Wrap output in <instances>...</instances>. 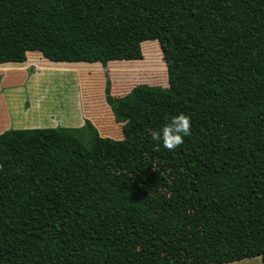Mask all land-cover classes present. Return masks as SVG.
<instances>
[{
    "label": "trees",
    "instance_id": "1",
    "mask_svg": "<svg viewBox=\"0 0 264 264\" xmlns=\"http://www.w3.org/2000/svg\"><path fill=\"white\" fill-rule=\"evenodd\" d=\"M143 59L169 85L114 84L122 139L0 134V264H264V0H0V65Z\"/></svg>",
    "mask_w": 264,
    "mask_h": 264
},
{
    "label": "rangeland",
    "instance_id": "2",
    "mask_svg": "<svg viewBox=\"0 0 264 264\" xmlns=\"http://www.w3.org/2000/svg\"><path fill=\"white\" fill-rule=\"evenodd\" d=\"M148 47L156 51L159 50L156 42L149 43ZM108 65L109 63L107 66L102 64L68 66L50 64L42 68L35 64H29L22 69L28 68V73L32 74L29 84L30 97L44 95L47 99L45 102L47 106L53 111H58L64 116L61 117L64 120L69 119L67 115L78 108L77 105L85 106L88 112L91 111L96 115L104 116L109 113L104 104L107 95L120 97L131 90L118 93L113 88L115 83L141 81L159 87H168L169 85V83L161 84L165 74L161 61L157 59H143L131 64L118 63L109 67ZM12 79H16V76H12ZM107 89L111 91H107ZM30 104H26L27 107H31ZM38 113L37 110L30 113L25 117V120L32 121V118L38 120Z\"/></svg>",
    "mask_w": 264,
    "mask_h": 264
},
{
    "label": "crops",
    "instance_id": "3",
    "mask_svg": "<svg viewBox=\"0 0 264 264\" xmlns=\"http://www.w3.org/2000/svg\"><path fill=\"white\" fill-rule=\"evenodd\" d=\"M38 51H30L36 53ZM42 54V53H41ZM28 69V68H27ZM22 69L21 63L8 62L0 65V134L8 129L57 128L76 136L86 147L90 148L98 137L122 139L125 117L119 113V104L110 105L106 99L105 107L109 113L104 116L88 112L85 106L70 112L69 119L64 120L58 111L51 110L40 94L30 97V76L28 70ZM16 76V79H12ZM31 107H27L26 104ZM50 109V110H49ZM38 111V120H25V117ZM227 264H263L261 256L244 258Z\"/></svg>",
    "mask_w": 264,
    "mask_h": 264
},
{
    "label": "clouds",
    "instance_id": "4",
    "mask_svg": "<svg viewBox=\"0 0 264 264\" xmlns=\"http://www.w3.org/2000/svg\"><path fill=\"white\" fill-rule=\"evenodd\" d=\"M149 135L155 150L163 147L172 151L190 135V117L182 112L172 115L159 128L150 130Z\"/></svg>",
    "mask_w": 264,
    "mask_h": 264
}]
</instances>
